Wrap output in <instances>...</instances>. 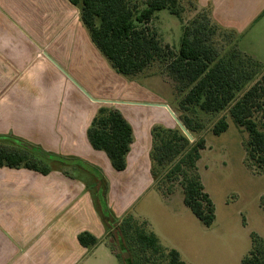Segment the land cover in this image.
<instances>
[{
	"label": "crops",
	"instance_id": "crops-1",
	"mask_svg": "<svg viewBox=\"0 0 264 264\" xmlns=\"http://www.w3.org/2000/svg\"><path fill=\"white\" fill-rule=\"evenodd\" d=\"M196 5L237 33L242 53L264 62V0H196ZM61 69L95 99L161 104L143 100V94L154 92L113 69L70 0H0V135L100 169L108 187L105 203L119 223L155 187L153 127L175 128V122L158 107L95 103ZM102 106L121 112L133 128L121 172L87 137ZM51 169L44 175L0 168V264H94L112 243L94 175L59 163ZM84 232L101 243L83 246L79 235Z\"/></svg>",
	"mask_w": 264,
	"mask_h": 264
},
{
	"label": "trees",
	"instance_id": "trees-1",
	"mask_svg": "<svg viewBox=\"0 0 264 264\" xmlns=\"http://www.w3.org/2000/svg\"><path fill=\"white\" fill-rule=\"evenodd\" d=\"M70 1L80 8L81 19L92 42L118 74L136 79L160 62L173 80L178 96L182 97L181 109L203 117L229 112L235 124L249 133L246 152L250 166L264 171V64L237 49V33L222 28L213 20L209 10H202L184 26L180 48L176 52L169 44H164L148 25L162 10H168L181 19L184 9L180 0ZM177 115L194 136V142H190L178 126H154L151 151L154 182L164 188L167 178L173 180L172 176L180 174L184 203L206 227H211L216 220L215 204L205 189L198 167L206 140L196 137V131L203 125L195 124L190 116ZM228 129L227 117L222 116L214 124L212 132L221 135ZM87 137L95 150L107 154L116 171L127 168V154L134 133L121 112L102 106L87 131ZM0 143H11L27 152L0 147V168H24L47 175L52 166L59 163L77 166L100 179L104 195L102 199L99 196L102 204L100 214L110 232L117 236L120 246L131 252L124 233L125 217L122 224L118 223L105 203L108 187L100 169L77 157L51 153L47 157L23 144L39 147L11 135H0ZM167 164L170 165L168 168ZM134 236L138 246L159 252V239L154 233L148 234L136 228ZM79 241L87 248L101 243V239L88 232L81 233ZM123 257L131 259L124 252ZM167 264L187 263L177 250L172 249L168 252ZM242 264H264V236L253 234L252 247Z\"/></svg>",
	"mask_w": 264,
	"mask_h": 264
},
{
	"label": "rangeland",
	"instance_id": "rangeland-1",
	"mask_svg": "<svg viewBox=\"0 0 264 264\" xmlns=\"http://www.w3.org/2000/svg\"><path fill=\"white\" fill-rule=\"evenodd\" d=\"M180 3L184 9L181 19L168 10H162L148 25L164 44H169L176 52L180 48L184 26L200 12L196 0H180ZM237 49L240 51L238 46ZM244 54L264 64L256 56ZM139 77L137 82L154 92L151 97L143 94V100L169 104L182 117L190 116L195 124L203 125L196 131V137L206 140L198 167L205 189L215 204L216 220L211 227H206L184 203L182 176H172L173 180L167 178L164 187L171 188L169 191L155 184L151 192L125 215L127 225L124 233L131 252L120 246L117 236L111 231L108 242L115 245L119 254L109 243L94 264H167V255L172 249L181 253V259L187 264H242L252 247L253 234L264 236V171L252 168L248 162L246 142L249 133L235 124L229 112L203 117L202 114L193 115L182 110V97L178 96L175 87L172 88V79L160 62ZM162 109L156 108L159 113ZM222 116L227 117L229 129L221 135H214L213 126ZM0 147L27 153L11 143H0ZM169 166L167 164L166 168ZM94 179L99 183L102 199V182L95 176ZM136 228L157 236L159 252L137 245ZM123 250L131 259H124Z\"/></svg>",
	"mask_w": 264,
	"mask_h": 264
},
{
	"label": "water",
	"instance_id": "water-1",
	"mask_svg": "<svg viewBox=\"0 0 264 264\" xmlns=\"http://www.w3.org/2000/svg\"><path fill=\"white\" fill-rule=\"evenodd\" d=\"M62 72L66 75V77L72 81L78 88L79 90L86 96L88 97L91 101L95 102V103H102V104H131V105H138V106H148V107H158V108H163L165 109L169 115L171 116V118L173 119V121L175 122L176 126H178V128L183 132V134L187 137V139L190 142H194V137L193 135L190 133V131L186 128V126L182 123V121L179 119V117L176 115V113L171 109V107L167 104L161 103V104H154V103H135V102H120V101H109V100H98L93 98L79 83H77L67 72H65L63 69H61ZM23 146H25L26 148L32 150V151H37L39 153H41L42 155H45L47 157H50V155L39 149L36 147H33L31 145H26L23 144ZM124 254L128 257V253L126 252V250L124 251Z\"/></svg>",
	"mask_w": 264,
	"mask_h": 264
}]
</instances>
